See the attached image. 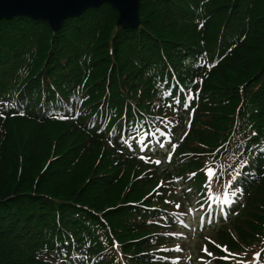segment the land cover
Here are the masks:
<instances>
[{
    "label": "rangeland",
    "instance_id": "374dc122",
    "mask_svg": "<svg viewBox=\"0 0 264 264\" xmlns=\"http://www.w3.org/2000/svg\"><path fill=\"white\" fill-rule=\"evenodd\" d=\"M187 3L183 0H140V24L130 32L118 31L113 10L103 4L76 18H68L63 34L55 36L42 49H39L37 39L28 44L15 41L20 34L16 35L12 30L14 21H0V71L4 72L0 74V82L8 81V78L22 79L18 74L21 66L35 82L46 76L58 80L61 68L68 66L77 75L81 90L87 89L77 97L81 101L77 104L79 108L86 101H98L105 94V98L122 104L125 109L143 108L160 116L165 115V111H160L158 106V82L153 76L156 61L161 58V68L166 63L172 65L188 84L202 86L205 101L212 108L223 109L207 115V119L214 122L213 128L195 126L202 133L201 140H189L192 151L187 153L196 154L192 156V162L197 166L184 172L196 173L195 179L199 183L207 182L206 169L211 167L208 163L213 156L220 155V159L224 156V161H228L240 149L252 146V139L264 140V42L257 43L262 33H255L253 29L255 17L264 18V9L257 7L255 0H238V4L229 0H187ZM19 19L14 18L19 23L23 21ZM206 25L211 28L209 32L205 30ZM61 40L62 44L59 43ZM245 42L248 44L245 50L248 70L240 71L242 75L235 78L234 87L216 74L200 80L196 74L198 62L205 58L217 61V54H224L218 63L224 65L234 53L239 54ZM15 43L19 44L17 48L13 47ZM51 44L59 50L58 54L51 50ZM4 61L8 62L6 67H3ZM238 66L239 63L234 65L235 68ZM71 93L61 96L68 98ZM55 99L60 101L57 95ZM89 112L90 109L84 111L83 117H88ZM38 121L18 118L8 126V137L12 140L7 145L10 152L0 161V175L8 183L13 177V181L18 182L23 171V178L17 184L28 186L33 190L30 195L41 199H35L32 204H17V218L11 220L18 223L13 230L28 229V245L18 250L5 247L4 256L17 261L16 264H61V261L64 264L62 250L52 246L55 230L61 226L64 233L61 238L70 233L77 238L89 229L90 244L101 251L106 263L146 264L137 254L140 246L150 252L147 237L170 232L155 230L152 225L155 213L164 206L168 210L167 197L172 194L163 173H147L148 166L122 158L105 140L91 138L80 124L61 119L44 124ZM6 134V127L0 125V135L6 137ZM20 140L27 145L21 146ZM4 145V142L0 143V158ZM234 164L235 161L232 166ZM78 166L81 170L71 173L70 170ZM87 173L89 176L85 177ZM72 190L75 192L73 198L82 204L96 205L100 210L77 206L73 215L69 208L74 205L47 195L53 192L69 198ZM40 191L47 194L36 193ZM106 197L114 206L104 204ZM141 210L142 216L137 213ZM109 211L115 212L114 223L104 219ZM86 214L91 216L87 222ZM37 221L41 222L39 227ZM42 226L53 231L44 230ZM9 229L5 227L2 233L8 236ZM230 231L227 226L196 235L181 245L167 246V251L177 250L180 259L186 255L194 262L210 257L216 260L215 264H257L258 258L264 256V223L251 240L238 242L235 248L226 243V237H220ZM48 246H52V251L46 249ZM147 255H152L150 262H153L156 254Z\"/></svg>",
    "mask_w": 264,
    "mask_h": 264
},
{
    "label": "trees",
    "instance_id": "16d2710c",
    "mask_svg": "<svg viewBox=\"0 0 264 264\" xmlns=\"http://www.w3.org/2000/svg\"><path fill=\"white\" fill-rule=\"evenodd\" d=\"M183 1L185 2V4H188L187 0H183ZM229 1L234 2L235 4H238V0H229ZM255 1H256L257 7L260 6L259 7L260 9H264V0H255ZM201 2H203V0H201ZM104 5L113 10L114 20H116L115 19L117 17L116 10L110 7L108 4H104ZM17 18H20L19 20H23L22 22H20L23 24H20L19 21L14 20V18L10 19L12 20V22L14 21V26L12 30L16 33V35L20 34V36H16L15 41L20 40V41L25 42V44H28L30 43L31 40L34 41L37 39L39 49H42L51 39H55V36L59 34L62 35L63 31L67 27V23L65 21L60 30H58L57 32H52L50 28L48 27L47 23L44 21L31 20L25 17L23 19H21L22 17H17ZM261 18H262L261 16L257 15L255 17V22H254L253 15H252V20L254 22L253 24L254 32L262 33V38H260V40H258L257 43L264 42V18L262 20H259ZM6 21H9V20H6ZM23 25H26L27 27H23ZM205 30L206 32H209L211 30L210 26L206 25ZM118 31L130 32L129 30H121L120 28H118ZM141 39H144L145 43H149V41L145 37H142ZM71 40H73V37H71ZM59 43L62 44L63 41L61 40L59 41ZM9 44L11 45V41H9ZM18 45H19L18 43H15L13 44V47L17 48ZM247 45L248 44L245 42L243 43V45H241L242 47L239 46L241 47L239 54L234 53L232 57L228 58L230 59L229 62H226L224 65L218 64L220 63V60L222 59V56L224 54H220V55L217 54L218 60H217L216 65L212 66V68H210L209 71L205 70L204 72H202L203 76L204 77L208 76V78H211L214 74L220 75L221 78L226 80L229 86L234 87L235 78H238L239 76L242 75V72L240 71L243 68L248 70L247 65L245 63L246 55H247V52H245V50L247 49ZM50 47L54 53L55 52L56 54L59 53V50L54 48L52 44L50 45ZM162 61L163 59L161 58L156 61V66L154 68V71H155L154 76L158 75L165 68V67L161 68ZM3 63L5 64L3 67H6V64L8 62L4 61ZM237 63H239V66L235 68L234 65ZM19 66H21L20 63H19ZM0 67H2V65H0ZM21 67L18 68V74L21 75L22 79L20 78V79L12 80L8 78V81L0 82V114L1 112H3L2 114L3 117L5 115V118L0 117L1 119L0 125L6 127V131H7L6 137H2L0 135V143L1 142L5 143L4 148L1 152L3 155L0 158V161L2 160L3 157H5V154H8L10 152V149L8 148L7 145H8L9 140H12L10 137H8L10 134L8 132V126L11 122L18 120V118H24V119H27L28 121H36L35 118L37 117L34 115L33 113L34 111L36 114L41 116L40 122H43L42 124L47 123L50 121V118L46 117V115L42 111H43L44 106L47 105V103L55 100L56 95L62 98L63 100H65L66 102H69L74 96L80 95L82 91L84 92L87 91V89H84V88L81 90L82 86L80 85V81H78L77 75L74 74L72 70H70V67L68 66H64L61 68L60 73L57 74V76L59 77L58 80H54L53 78L46 76L37 82H35V79L32 78V76L28 75L27 69H22ZM5 71L9 73V70H7L6 68H5ZM1 73H4V72L0 71V74ZM236 74H239V75L236 77ZM70 92L72 93L70 94L68 98H63L61 96V95L68 94ZM204 93H205V90L203 89L202 92H200L201 97L197 103V106H196L197 109L194 112L193 120L190 125V131L187 134V138H185V140L179 145L177 155L183 154V156L185 155L186 157L187 154H184V152H187L188 150L192 151L191 148L189 147V140L191 138L201 140L202 133L199 130H196L195 128L197 124L202 128H213L214 122L212 121L213 123H211V121L207 119L208 118L207 115L214 114L213 111H215L216 109L212 108L210 104L207 101H205V97L203 96ZM100 104H102L104 110L106 108L107 109L109 108L113 112L112 114L114 115L116 113H120L121 110L124 108L122 104L116 101H112L109 98L108 99L105 98V94H104L101 97V99H99L98 101L96 100L91 103H87L86 101L82 106L81 114H84V111H87L90 108L96 107ZM57 105L61 107V104H57ZM11 107H12V111L6 112L7 111L6 108H11ZM225 107L227 108V106ZM20 109H23L25 111L26 117H19L18 110ZM221 110L223 109L218 108L216 111L220 112ZM65 122L75 123L73 121L71 122L65 121ZM78 122L82 123V120ZM39 126H43V125H39ZM90 133H91L92 138L97 137V134H95L94 131ZM258 134L260 135L259 130H258ZM257 138L258 137L252 139L251 143L259 144L260 142L257 140ZM19 142L21 146L27 145V143L24 140H20ZM245 142H248V140H245ZM190 160L186 159L184 166L188 167L189 169H192L195 166H197V164L196 162H192ZM263 163H264V158L259 160V164L257 163V167L259 168V170L254 171L255 173L253 176L254 179L248 185V187L244 188L245 207L243 210H241V212L233 220H231V223H230L231 232L228 234H225V236H222V234L220 235V237H226L225 238L226 243L230 245L232 248H235L238 245V242L246 243L249 240H251L258 233L262 224L264 223V168H263ZM184 166L181 165L179 167L178 165H176V166H172V168L174 167L173 170H175L179 174V173H182L181 170L184 169L183 168ZM81 168H82L81 166H78L74 170L72 169L71 170L69 169V170L71 171V173L72 172L75 173V172L80 171ZM23 174L24 172L21 171L22 176L20 177V179L23 178ZM169 175H170L169 172H167L166 176L168 177ZM87 176H89V173L85 175V177ZM4 178H5L4 176L0 175V264H14V263L16 264L17 261L13 262L11 260H8L4 256V252H5L4 249L5 247H9L12 249L15 248V250L25 248L28 245V241H27L28 229L27 230L25 229L24 230L22 229L13 230L14 226L18 223V221H12L11 218H14V220L17 218L16 217L17 214L15 212L17 204L25 203V202H28V204H32L35 199L38 200V199H41V197L37 196V198H34L33 196H31L30 192L33 191L31 188H29L28 186H24V184H21V185L17 184L20 182V179L18 180V182H15L13 181L14 180V177H13L11 179L12 181L8 183L4 180ZM119 183L123 186V183L121 181ZM96 186H99V185L96 184ZM36 193H42L45 195L47 194L45 193V191H40ZM69 194H70L69 198H62L61 195L54 194L53 192H50L47 195L53 198L60 199V201L68 205H72V206L74 205L72 208H69V210L73 211L70 214H73V215L75 213L77 206H81V207L89 206L91 208L97 209L96 205H89V203L82 204L77 199L73 198L75 194L74 190L70 191ZM41 201H37V202H41ZM110 203L112 202L109 201L106 197L104 199V204H107V206L109 207L114 206ZM10 210H12L13 214L11 213ZM97 210H100V209H97ZM137 213L140 216L144 215L143 210ZM70 214H66L65 216H68ZM65 216H62V218H65ZM149 216L152 217V215H149ZM39 218L41 217L39 216ZM114 218H115V212L113 211L107 212V214L104 216V219L108 221L109 223H114L116 221ZM155 218L157 219L156 222L152 223L153 228L155 230L162 231L163 228L167 229L169 227V225H167V222H166L169 219L168 216L165 215L164 217L160 216L159 218L158 217H155ZM89 220H91V216L86 214L85 221L87 222ZM37 222L36 224L39 227L41 222L39 221ZM5 227L10 228L8 230V234H9L8 236H5L2 233ZM42 227H43L42 229L44 230L53 231L49 229L47 226H42ZM63 234L64 233L62 232L61 226L58 227L54 233L55 235L54 243L55 244L58 243L60 245V250H62L63 256L65 258L64 264H111V263L104 262L103 257H101V251L97 250L93 244H90L91 246H88V245L86 246L83 244V241H85V239H88V238L90 239L89 229L82 231L80 233L81 235L77 238L74 234L71 233V236H65L64 237L65 239H63L61 238ZM57 239L60 242H57ZM3 240H6V241H3ZM146 241H147V244L150 245L148 248L150 249L151 253L160 254L161 251L159 249L164 247L169 242V239L166 236L159 234L155 237H147ZM222 241H224L223 238H222ZM55 244L52 246H55ZM52 246H48L46 249L48 251H52L53 249ZM30 248H32V244ZM42 250H44V248L40 249L41 252ZM81 252L85 253L83 254L84 258H78L74 256V254H81ZM150 252L149 250H147L145 246L142 245L140 246V249L137 254L140 256L139 258L141 259V261L146 264L156 263V262H150L152 261L150 258L152 255H147ZM158 256L156 255V257ZM62 263L63 262L61 261V264Z\"/></svg>",
    "mask_w": 264,
    "mask_h": 264
},
{
    "label": "water",
    "instance_id": "95a60500",
    "mask_svg": "<svg viewBox=\"0 0 264 264\" xmlns=\"http://www.w3.org/2000/svg\"><path fill=\"white\" fill-rule=\"evenodd\" d=\"M105 2L116 9V24L120 28L138 26L139 0H0V19H10L16 15L43 19L55 31L65 18L78 16L87 8L98 7Z\"/></svg>",
    "mask_w": 264,
    "mask_h": 264
}]
</instances>
